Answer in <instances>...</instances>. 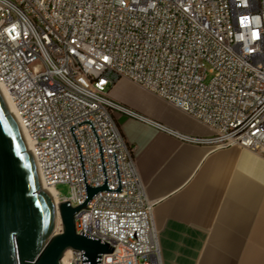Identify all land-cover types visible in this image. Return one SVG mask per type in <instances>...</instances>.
<instances>
[{
    "label": "built area",
    "instance_id": "built-area-1",
    "mask_svg": "<svg viewBox=\"0 0 264 264\" xmlns=\"http://www.w3.org/2000/svg\"><path fill=\"white\" fill-rule=\"evenodd\" d=\"M120 80L212 135L180 133L114 102L110 91ZM0 83L56 205L86 200L71 127L88 186L103 185L104 174L92 129L78 124L92 123L111 190L118 188L115 153L121 192H99L75 215L77 234L114 248L100 264H162L154 203L115 115L183 143L238 147L264 159V0H8V11L0 4ZM59 184L70 185L69 197ZM69 252V264H83L80 251Z\"/></svg>",
    "mask_w": 264,
    "mask_h": 264
},
{
    "label": "crops",
    "instance_id": "crops-1",
    "mask_svg": "<svg viewBox=\"0 0 264 264\" xmlns=\"http://www.w3.org/2000/svg\"><path fill=\"white\" fill-rule=\"evenodd\" d=\"M110 98L194 137L210 129L145 89L120 80ZM149 201L162 264H264V159L238 147L183 143L115 115Z\"/></svg>",
    "mask_w": 264,
    "mask_h": 264
},
{
    "label": "water",
    "instance_id": "water-1",
    "mask_svg": "<svg viewBox=\"0 0 264 264\" xmlns=\"http://www.w3.org/2000/svg\"><path fill=\"white\" fill-rule=\"evenodd\" d=\"M84 124L90 126L98 144L104 183L99 187L87 185L73 126L70 130L80 155L86 200L76 208L70 207L69 202L56 205L43 189L32 153L0 94V264H62L68 251H80L83 264H100L102 255L113 252L114 248L105 242L85 232L79 235L75 230V215L87 209L97 193L122 190L115 153L118 188L111 190L97 134L91 121L78 125ZM58 222L62 227L59 234Z\"/></svg>",
    "mask_w": 264,
    "mask_h": 264
},
{
    "label": "bare ground",
    "instance_id": "bare-ground-1",
    "mask_svg": "<svg viewBox=\"0 0 264 264\" xmlns=\"http://www.w3.org/2000/svg\"><path fill=\"white\" fill-rule=\"evenodd\" d=\"M0 4H1V11H8V0H0ZM0 94L4 100V102L6 103L8 109H9V112L10 114L16 119L17 121V112H16V108L11 100V97L8 93V91L5 89V87L0 83ZM20 127V126H19ZM21 129V128H20ZM21 132L24 136V139L27 143V147H28V150L30 151L31 150V147L29 145V142H28V138H27V134L26 132L21 129ZM42 187L44 190H47L50 195L52 196L55 204L57 203V200H56V197H55V193H54V190L49 188V187H45L43 184H42ZM69 257H70V252H66L63 260H62V264H69Z\"/></svg>",
    "mask_w": 264,
    "mask_h": 264
},
{
    "label": "rangeland",
    "instance_id": "rangeland-1",
    "mask_svg": "<svg viewBox=\"0 0 264 264\" xmlns=\"http://www.w3.org/2000/svg\"><path fill=\"white\" fill-rule=\"evenodd\" d=\"M211 79H212V75L208 73L206 83H209ZM56 190L62 197H69L71 195V187L68 184H59L56 186ZM57 231L62 232L61 223L59 224V222H58Z\"/></svg>",
    "mask_w": 264,
    "mask_h": 264
},
{
    "label": "clouds",
    "instance_id": "clouds-1",
    "mask_svg": "<svg viewBox=\"0 0 264 264\" xmlns=\"http://www.w3.org/2000/svg\"><path fill=\"white\" fill-rule=\"evenodd\" d=\"M254 35H255V34H254ZM244 51L247 53V52L249 51V49H248V48H245Z\"/></svg>",
    "mask_w": 264,
    "mask_h": 264
}]
</instances>
